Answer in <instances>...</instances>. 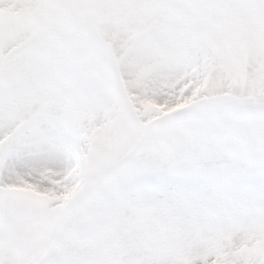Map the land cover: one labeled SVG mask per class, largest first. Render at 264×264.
<instances>
[{"label":"snow or ice","instance_id":"1","mask_svg":"<svg viewBox=\"0 0 264 264\" xmlns=\"http://www.w3.org/2000/svg\"><path fill=\"white\" fill-rule=\"evenodd\" d=\"M0 264H264V0H0Z\"/></svg>","mask_w":264,"mask_h":264}]
</instances>
